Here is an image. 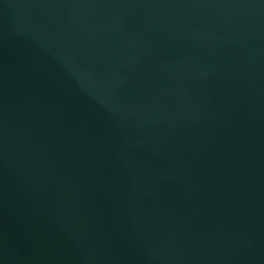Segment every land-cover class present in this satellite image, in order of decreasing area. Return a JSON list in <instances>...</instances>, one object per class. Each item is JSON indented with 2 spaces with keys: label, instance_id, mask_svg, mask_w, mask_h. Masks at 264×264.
<instances>
[{
  "label": "water",
  "instance_id": "obj_1",
  "mask_svg": "<svg viewBox=\"0 0 264 264\" xmlns=\"http://www.w3.org/2000/svg\"><path fill=\"white\" fill-rule=\"evenodd\" d=\"M0 264H264V0H0Z\"/></svg>",
  "mask_w": 264,
  "mask_h": 264
}]
</instances>
